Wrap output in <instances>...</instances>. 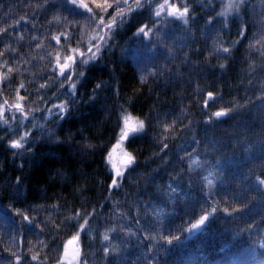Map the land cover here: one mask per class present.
I'll return each instance as SVG.
<instances>
[{
    "label": "trees",
    "instance_id": "16d2710c",
    "mask_svg": "<svg viewBox=\"0 0 264 264\" xmlns=\"http://www.w3.org/2000/svg\"><path fill=\"white\" fill-rule=\"evenodd\" d=\"M171 2L178 5L187 3L190 15L196 19L191 23L189 33L180 21H171L169 18V38L165 43L167 48L172 49L170 55L163 47L153 48L147 39L134 35L144 23L155 19L153 9L134 10L129 22L116 33L112 47L103 53V59L95 65L75 69L84 71L85 75L79 79L73 77L77 82L76 100L63 120H59L53 104L71 99L67 94V81L64 82L65 88L61 89L57 86L58 74L50 76L49 79L53 81L48 84L50 91L42 92L40 97L35 95L36 89L28 88L31 95L26 97L28 103L25 107L35 109V119L30 114L29 119L23 121L18 130L22 133L24 126L31 130L30 140H36L32 151L14 152L9 147L10 138L18 137L0 123V250L10 246L9 236L5 234L20 228V218L16 213L17 210H24L35 223L46 218V233L53 232L52 225L59 226V231L55 232V240L41 251L42 260L46 259L47 264H56V258L62 255L64 247H68V240L77 231L76 228L65 226V218L76 213L83 214L85 210L91 213L95 209L99 220L90 221L92 235L100 223L115 227L120 235L113 233L112 242L125 248L127 264H132L137 258H140V264H154L153 261L144 259L143 255L156 251L163 244L156 237V232L161 230V225L156 223L160 219L157 213L159 210L163 217L164 233H175L180 237L179 241L163 245L166 251L159 257L160 264H264V228L259 231L246 230L249 223L264 215V201H261L254 190L252 179L241 183V179L249 174L264 178V153L260 150V145L264 142V133L260 127L264 109L256 101V97L262 94L259 90L264 88V57L257 54L248 58L249 63H244L246 42L240 52L234 53L237 63L226 60L225 57L210 55L212 48L219 46L221 40L227 42L237 39V22H233L234 14L231 13L227 16L228 23L224 32L219 36L215 31L205 34L204 20L219 12L228 11L221 5L226 6L229 0ZM44 3L45 0H0V26H8L14 22H6L4 19L11 6L10 11L16 19L24 18L17 26L15 35L23 34L27 41L20 48L22 54H27L20 64L22 75H14L10 86L7 82L0 84L4 96L10 102L14 99L12 89L18 88L20 81L25 85L30 81L48 83L41 77L52 72L55 67L54 57L63 56V46L69 42L65 36H61L59 45L51 39V35H59L61 32V29L54 28L49 35L47 23L52 18L51 12L41 11L37 13L35 21L29 22L31 15L37 12V6ZM152 3H163V0H152ZM249 3V15L245 19L249 20V25L254 21L256 26L249 27L246 35L249 38L255 35L260 39L259 28L264 22V0H249ZM211 7H215L216 11L210 12ZM133 8L135 9L134 4ZM63 15L71 19L68 9L64 10ZM78 19H81L82 26L79 30L75 26L70 29L73 33L70 47H77L81 41L84 46L95 35V31L84 24L82 18ZM33 23L38 27L34 29ZM40 25L44 28L40 29ZM219 27L217 24L216 28ZM31 37H39V49ZM5 44L18 47L13 41H3L0 42V51H4ZM181 44H187L188 47L181 48ZM253 44L255 45V41ZM224 46L231 45L226 43ZM185 56L193 62L191 66H186ZM50 59L52 63H49ZM221 63L227 65L223 71L218 67ZM209 64L214 67H208ZM250 65L253 67L250 68ZM161 66L173 70L175 78L170 79L168 72L153 78L154 68ZM190 72L194 74L189 75ZM98 83L100 88L96 87ZM208 91L224 96L223 101H210L209 110L229 107L231 102L243 107L235 114L221 118L213 127L206 128L203 121L207 117L202 113L200 105ZM197 92H202L203 95H197ZM20 94L25 95V91L20 90ZM246 96L253 103H246ZM41 97L44 98V103L40 102ZM53 97L59 99H52ZM120 105H123L128 114L145 120L146 131L125 142V151L136 156V164L132 166L134 172L125 173L127 178L122 182V188L110 189L108 176L111 169L107 165V151L116 143L117 112ZM169 111H174V116L168 117L167 121L172 125L165 133L169 137L168 149L161 152L159 139L163 124L159 121L164 120V113ZM19 120L17 114V121ZM17 121L11 122L13 128L17 127ZM148 121H151V125ZM189 126L191 133L188 131ZM80 131L88 140H81L78 134ZM51 132H56L60 139L67 137L69 132L76 134V140L71 141V144L91 143L94 150L81 155L69 142L60 145L55 143ZM193 134L200 141L198 151L202 156L207 154V159H219L222 162L231 158L227 160L225 170L227 190L220 189L217 198L222 201L221 207L226 206L223 201L227 200L229 203L234 202L242 211L238 216L218 211L196 233L191 234L186 230L190 227V222L194 223L199 218L201 207L208 206L203 199L200 183L202 176H198L197 166L194 164L191 169H187L179 159L185 155V148L188 153H192L196 147L193 144ZM18 178H23V183L19 186L15 183ZM173 180L179 181L186 195H182L175 203L168 201V206H165L161 201L168 199L165 195L167 185ZM72 181H79V187L72 186ZM246 185L253 186V190L243 191ZM17 187L19 196L13 194ZM80 188H86L87 191L81 195ZM227 191L235 193L239 200L232 201L226 194ZM245 204L248 206L245 207ZM54 205L60 207L53 211ZM41 206H47L49 210L36 211ZM137 217L139 225L135 219ZM109 220L111 224H108ZM35 223L28 225L25 222L21 247L16 251L28 253L29 247L33 251L38 250V229ZM138 227L140 231L137 230ZM145 227L153 229V241L147 239L149 233L145 231ZM89 235L87 230L81 232L78 241L74 243L77 247L80 246L82 255H87L88 264H104L100 242H94L90 246ZM39 239L48 237L40 236ZM8 258L9 253L0 251V264H5Z\"/></svg>",
    "mask_w": 264,
    "mask_h": 264
},
{
    "label": "snow or ice",
    "instance_id": "6c2138e0",
    "mask_svg": "<svg viewBox=\"0 0 264 264\" xmlns=\"http://www.w3.org/2000/svg\"><path fill=\"white\" fill-rule=\"evenodd\" d=\"M135 5V9L133 8ZM203 7V6H202ZM221 7H226L228 11H222L217 13L216 16H210V18L204 20L205 25V34L209 31H215L216 35L219 36L221 32H224L227 27V16L231 13L234 14V21L237 22L235 35L237 39L230 41L219 42V46H214L210 52V55L216 57H225L226 60H231L233 63H237L234 53L240 52V49L244 48L245 42L247 43V49L243 53L245 56L244 63H249L248 58L254 55H260L264 57V22L260 24L259 32L260 39H257L255 35L249 38L246 35V30L249 27L255 28V22L249 25V20L245 19V16L249 15L250 3L249 0H229V3L221 5ZM11 8V6H10ZM9 11L5 14V21H14L8 26H0V42L3 41H13L18 47H13L12 44H5L4 51H0V84L7 82L10 86L13 83L14 75H22L20 71V64L23 60V56L27 55L26 53H21L20 48L23 47L27 41L23 34L15 35L17 32V26L24 19L20 17L16 19L15 16ZM144 8L153 9L155 19H152L150 23H144L139 27L134 35L138 37H143L147 39L149 44L153 48L163 47L169 55L172 52V49L167 48L165 41L168 37V24L171 21H180L185 29H188L189 33L191 31L190 25L195 21V17L190 15V8L187 3L178 5L171 2V0H163V3H157L153 5L152 0H132V3H129V0H45L43 5L37 6V12L31 15L29 22L35 21L37 19V13H52L51 20H48L47 29L49 35H51L52 29L58 28L61 29L59 35H51V39L54 40L58 45L61 40V36H65L68 39V44L63 46L64 55H56L54 57L55 67L52 72L46 76L41 77V79L46 80L47 84H38L35 81H30L27 85L23 81L19 82V87L12 89L14 93V99L10 102L9 99L4 96V90L0 88V123L4 124L6 129L15 133L18 138H10L9 147L15 152V150H21L22 152L32 151V145L36 143L35 138L32 137L31 130L27 127H23L22 133L18 130L22 125L23 121L29 119V115L32 114L33 119H35V109H28L25 107V104L28 103L26 97L31 95L28 92V88L36 89L35 95L40 97L42 92L50 91L48 84L53 83L50 76H57L58 81L57 86L61 89L65 88V81H67V94L71 97L70 100H64L59 104H53V107L57 110V116L59 120H63L66 114L71 111L72 104L76 100V90L77 82L73 79L75 76L77 79L84 77V71H75V69L80 66L95 65L98 61L103 59V53L109 50L113 43L116 33L129 22L131 15L134 10H140ZM65 9H68V16H64L63 12ZM109 9L112 11L109 12ZM215 7L210 8V12H215ZM255 9L253 8V12ZM219 17V19L217 18ZM84 21V24L88 25L91 29L95 31V35L91 36L87 41V44L83 45V41L77 44V47H70L71 37L73 33L70 29H73L74 26L77 30L81 28V19ZM171 18V21L170 19ZM219 24L220 27L216 28V25ZM209 26H212L209 28ZM38 26L33 23V28ZM40 29H43L44 26L40 25ZM32 41H35L37 49L41 47V41L39 37H31ZM255 41V45L253 44ZM226 43L231 46H224ZM30 46V45H29ZM181 48L188 47L187 44H181ZM255 47V51L253 48ZM49 63H52V60H49ZM186 66H191L192 61L185 56ZM208 67H214L208 65ZM220 70H225L227 65L221 63L218 65ZM253 67L250 65V68ZM164 72L169 73V78H175L176 73L173 70L167 69L165 67H155L152 76L163 75ZM194 73L190 72L189 75ZM102 83V82H101ZM100 84L96 85L97 88H100ZM25 91V95L20 94V90ZM262 94L256 97L258 106L261 109H264V88L259 90ZM64 94V93H62ZM197 95H203L202 92H197ZM52 99H59V97H53ZM224 100L222 94L217 95L213 91H208L206 93V98L202 105H200L202 113L207 117L203 121L205 127H213L216 123L221 121V118L229 117L230 115L235 114L240 111L243 105L231 102V106L225 108H219L218 110H209V101L213 100ZM246 103H253L247 96L244 98ZM41 103H44V98L41 97ZM45 111H50L45 109ZM8 113L6 116L5 114ZM17 114L20 117V120L17 121ZM174 116V111H169L164 113V120L159 121L163 124V129L161 131V137L159 139V145L161 152H164L168 149L167 140L169 137L165 135L171 128L172 125L168 124V117ZM17 121V127L13 128L11 122ZM151 125V121H148ZM191 125V122H190ZM39 127V126H37ZM117 127L118 135L116 137V143L111 148L110 151H107V165L110 166V173L108 179L110 180L109 188L110 189H120L122 188V182L127 178L125 173L134 172L133 165L136 164V156L133 153L124 150V144L126 141L129 142L130 139L135 138L137 134L143 133L146 131V121L141 119L139 116H133L128 114L123 107L119 106L117 112ZM260 127L261 132L264 133V114L260 117ZM188 131L191 133V127H188ZM51 136L54 139V142L58 145L65 142H69L71 147H74L77 152L81 155L89 152L93 149L91 143H80L76 142L71 144V141L76 140V134L69 132L68 136L64 139H60L56 132H51ZM81 140H88V138L83 136V132L78 133ZM7 142V141H6ZM193 144L196 146L193 149L192 153H188L187 149H184L185 155L179 157L182 163L185 164L187 169H191L195 164L198 168V176H202L200 181L203 199L207 203V207H201V214L195 222H190V227L186 230L192 232L195 229H200L202 226L209 221L218 211H223L229 216H238L242 211L241 208H238L236 204L229 203L227 200H224L223 203L226 205L221 207L222 201L217 198V192L220 189L227 190V181L225 170L227 168V160L231 158H226V161L222 162L217 159L215 161L207 159V154L204 156L201 155L198 151L200 141L196 139L193 134ZM117 150L120 151V155L117 156ZM260 150L264 153V142L260 145ZM207 175H203V173ZM60 173L58 172L57 175ZM81 175H86V173H81ZM264 175V173H262ZM240 179V178H238ZM252 179L254 181V190L259 194L261 201H264V178L260 176L252 177L250 174L245 175L241 179V183L244 181ZM16 185H21L23 183V178H18L16 180ZM71 185L74 187H79V181H72ZM206 186V187H205ZM179 190V191H178ZM190 190V188H189ZM253 186L246 185L243 191H252ZM84 191H87L86 188H80V194L82 195ZM16 196H19V188L17 187L13 193ZM226 194L232 198V201H238L239 197L231 192L227 191ZM165 195L168 197L167 200H162L161 202L168 206V201L175 203L181 198L182 195H186L184 189L181 188V185L178 180H173L172 183L167 185V192ZM110 199V198H109ZM255 199V197H253ZM245 207L248 205L245 204ZM60 206L54 205L53 211H56ZM45 211L49 209L47 206H41L36 209V211ZM147 211V206L145 207ZM17 216L20 218V228L13 233H6L5 235L9 236V245L4 247L2 252L9 253V258L5 261V264H47V260L41 259V251L48 248L49 243L55 240V232L59 231L58 225H52L53 232H45V228L48 227V222L46 218H42L39 223H35L32 217L24 210H17ZM160 215V219L156 223L161 225V230L156 232V237L160 241H163V244L156 251L152 253H147L143 255L144 259H148L154 262V264H160V255L166 251L163 245H170L174 241H179L180 237L175 233L165 234L163 230V217ZM99 220V216L96 213V210L93 209L91 213L87 210L83 214L76 213L73 216H67L65 218V226L76 228L77 231L75 235L68 240L67 244L70 246L74 242L78 241L81 232L85 230L88 231L89 235V244L91 246L94 242H100L101 244V259L104 264H127V259L125 255V248L120 247V245L113 244V233L117 236L120 235L115 227H109L106 224L100 223L95 229V234L92 235L91 220ZM123 219V218H122ZM137 224L139 225V218H135ZM83 221V223H81ZM25 222L28 225L35 223L36 228L38 229L37 236V251H33L32 247H29L28 253L18 252L15 249L21 247V236L23 229L25 227ZM111 220L108 221V224H111ZM147 224V221L145 222ZM43 225V227L41 226ZM239 227V226H238ZM261 228H264V215L260 217L259 220H254L252 223L247 225L248 231L253 229L259 231ZM103 229V232H101ZM140 231L139 227L137 229ZM153 229H148L145 227V231L149 234L147 239L153 241L155 238L151 235ZM40 236H47L48 239H39ZM139 240L140 237L138 236ZM31 244V241L29 242ZM126 246V242H125ZM47 254L45 253V256ZM56 264H88L87 255L81 254L80 248H72L69 250V247L65 246L61 256L56 258ZM132 264H140V258H137L136 261H133Z\"/></svg>",
    "mask_w": 264,
    "mask_h": 264
},
{
    "label": "rangeland",
    "instance_id": "374dc122",
    "mask_svg": "<svg viewBox=\"0 0 264 264\" xmlns=\"http://www.w3.org/2000/svg\"><path fill=\"white\" fill-rule=\"evenodd\" d=\"M124 150H125V149H124ZM119 155H120V151L117 150V156H119ZM157 213L160 214V211L158 210ZM198 230H199V229H195V230H193V231L190 232V233H191V234H194V233H196ZM72 248H77V245L74 243ZM72 248H71V249H72ZM78 248H80V246H78Z\"/></svg>",
    "mask_w": 264,
    "mask_h": 264
},
{
    "label": "water",
    "instance_id": "95a60500",
    "mask_svg": "<svg viewBox=\"0 0 264 264\" xmlns=\"http://www.w3.org/2000/svg\"><path fill=\"white\" fill-rule=\"evenodd\" d=\"M209 102H210V101H209ZM72 246H73V245H70V246H69V250H71Z\"/></svg>",
    "mask_w": 264,
    "mask_h": 264
}]
</instances>
